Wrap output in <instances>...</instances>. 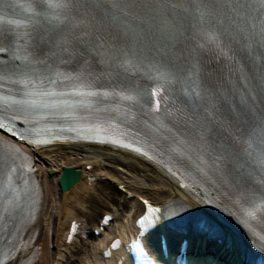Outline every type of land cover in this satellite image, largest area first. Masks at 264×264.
<instances>
[{
    "label": "bare ground",
    "instance_id": "bare-ground-1",
    "mask_svg": "<svg viewBox=\"0 0 264 264\" xmlns=\"http://www.w3.org/2000/svg\"><path fill=\"white\" fill-rule=\"evenodd\" d=\"M173 2L174 0H81L79 3H74L73 15L77 17L74 19L78 23L82 20L86 22L89 20L86 25L89 26L82 29L86 34L80 38L82 40L80 47L78 48L74 44L71 46V51L72 53L83 52V56L75 55L83 61L90 59V62L97 65H117L119 62L121 64L126 61L123 47L127 43L142 40V33L147 29L161 39L176 42L182 37L185 29L191 27V17L195 20L194 25L199 32L215 31L216 34L223 33L225 35V27L237 26V21L229 11L230 0H179L178 3ZM81 13L82 16H80ZM132 16L134 20L129 19ZM76 28L79 27L70 25L57 32L55 36L60 37L63 33L77 34L74 30ZM98 28L105 32L102 35L91 32L92 29ZM44 30L39 31L36 36L27 37L19 40L16 44L9 45L5 39H11L10 35L13 29L8 24H3L0 26L3 48L10 54L19 57L28 55L32 61L31 67L40 66L50 72L52 67L45 65L49 55L44 49ZM204 44L208 45L206 41ZM136 47L140 48V46ZM181 49L178 45L177 52ZM71 51L67 49L68 53ZM168 53L173 55L172 51H168ZM178 58L181 57L178 56ZM172 59L173 57H166L165 62L170 63ZM182 59L185 63L194 60L200 68L209 70L213 66L210 62L213 60L214 63V59L208 53L194 52L192 55L186 53ZM219 60L218 66L224 69L223 59L219 58ZM263 62L264 55L257 56L255 67L261 66ZM210 71L217 72L216 77L222 82L225 81L224 70L216 67ZM20 78L18 71L13 72L10 81L14 83V80ZM134 109L140 116L144 115V107ZM129 121L140 122L134 115L130 116ZM211 124L216 131L215 141H220L228 156H231L233 161H238L239 150L234 143L232 144V139L223 137L226 131L221 130L217 122L211 121ZM142 131L146 138H142L143 140H149V144L164 152L165 155L160 156V160L162 162L166 160L165 166L192 169L210 188L215 190L212 193L213 201L220 202V198L223 197L218 188V181L223 177V173L203 160L200 145L194 139L198 138L197 133L190 132L186 135L182 130L165 128L157 123L142 126L141 136L143 137ZM0 136L3 137H0L1 140L8 143L0 144V150H2L0 155L3 156V160H0L2 164L7 168L10 162L17 164L20 157H28L34 163L35 169L27 178L31 185L37 187L31 193V205L28 204L32 207L33 213L29 220L28 217L26 218L25 224L19 210L10 213L11 217L17 219L11 218L10 220L14 221L17 227L13 232L17 231L18 237L22 238V251L16 258L14 255L7 264H23L25 257L33 255L32 264H83L82 261H79V256L85 252L86 248H89L87 240H82L79 246L71 251V243H67V233L71 222L75 221L78 216L83 220L76 221H82V226L87 229L86 208L88 209L90 206L89 200L91 195L97 191L98 183L101 185L107 183V188L111 186L110 188L114 192L116 191L115 195L119 197V205L122 208L127 207L129 202L133 205V210L128 216L129 220L121 226L123 230L120 232V237L122 238L129 237L135 231L132 226L135 217L143 210L141 198L149 199L156 204L171 206L173 212L174 208L178 206L189 212H201L211 220L219 221L216 212L202 200L201 188H197L199 192L194 195L184 193L162 166L133 152L113 146L76 142H59L48 147H36L27 143L25 145L22 143L24 141L13 140L1 134ZM181 141H183L182 144ZM19 148L23 154L19 155ZM174 148H179L181 154L173 151ZM214 154L217 155L218 152H214ZM63 168H74L81 174L79 182L67 191H63L59 186ZM5 171V169L0 171V183L6 181L8 175L18 181L19 177L16 172ZM226 175V182L234 181L241 184V188L234 194L242 198L248 197L251 192L248 184H255L254 178L232 174L229 171L226 172ZM1 187L0 185V191ZM118 189H120L121 196ZM229 190L232 191L231 186H229ZM230 192L229 194H231ZM100 194L106 199L105 194L101 192ZM225 209L232 213V204H225ZM116 212L114 211V217L116 214L115 219L117 220ZM130 220L132 224L128 225ZM66 224V235L60 243L59 232ZM106 231L96 236L92 230L89 237H102ZM6 234L7 231H5ZM169 235L175 237L174 234L169 233ZM108 238L102 239L100 243L94 245L92 251L88 252V261L84 264H114V258L121 257V254H115L112 259L107 261L102 258L103 250L115 237ZM202 251V247L194 246V253Z\"/></svg>",
    "mask_w": 264,
    "mask_h": 264
},
{
    "label": "snow or ice",
    "instance_id": "snow-or-ice-1",
    "mask_svg": "<svg viewBox=\"0 0 264 264\" xmlns=\"http://www.w3.org/2000/svg\"><path fill=\"white\" fill-rule=\"evenodd\" d=\"M81 0H35L36 9L33 10L34 16H47L52 21H56L59 24H64L67 21L68 24L72 26V14L74 3H79ZM179 0H174L173 3H178ZM231 13L236 21H239L237 27L247 35H262L264 34V0H233L231 3ZM42 8H47L51 11L45 13L42 12ZM204 40L209 45L219 46L221 41V36L217 35L215 31L211 34L204 33ZM81 39L76 40V46L80 47ZM204 47V45H200ZM67 51V49H66ZM68 53V52H67ZM6 50L3 48L2 41H0V57L6 56ZM68 55L83 56V52L77 51L74 53H68ZM15 61L20 64L22 62L23 66L18 68V70H12L13 72H19L20 79L14 80V83L20 85L25 91L13 98L11 94L4 95L0 93V134L7 132L11 136L18 140H24L26 143L34 145L36 147L46 146L51 143L48 139L39 138L45 134H51L50 130L38 127L39 125L47 122L52 114L48 110L54 109H73L77 106H90L91 100L88 98H109L113 93L108 91L99 90H85L91 89L93 86L85 82V77L83 72L80 73H56L55 75H44L43 78L35 76L32 72L27 71L31 67L32 61L29 59L28 55L23 57H16ZM70 61H63L64 64H68ZM11 63V61H10ZM3 63L0 62V72L3 71ZM157 71L161 76L170 75V72L164 66L157 68ZM61 79L63 83L58 84L57 80ZM44 81H47L45 83ZM63 85H68L67 87ZM120 95V93H115ZM57 97H67L66 99H52L50 102H45V98H57ZM70 97H76V100L70 99ZM84 98V99H79ZM125 100H133L134 97L130 95H125L122 97ZM158 108V106H157ZM99 111V109H97ZM69 110H64L60 113H64L65 116L68 115ZM27 123L31 125V133H33L37 138L27 139L23 134L17 135V132L13 129L17 122ZM11 123L12 127L8 126ZM71 131H77L76 128L70 129ZM89 132L99 133L101 128L99 126H94L88 129ZM95 139V137H89ZM99 143H119L117 140H106L105 138H100ZM181 144L183 141L180 142ZM125 148L132 149V144H123ZM2 151V150H0ZM134 151L137 153L141 152L140 147H135ZM173 151L180 153L179 148H174ZM0 160H3V156L0 155ZM147 203V201H145ZM149 211H155V209H149ZM253 214V213H250ZM10 210L5 215L4 209L0 210V254H4L5 249L8 252L16 251L21 252V239L18 237V233L13 232L15 227V222L9 220ZM7 227V234L5 235V225ZM76 229V225H73V230ZM117 245L113 244L112 247L115 248ZM136 250L141 258L144 257L143 250L140 246L136 245ZM14 259V258H13ZM149 264H152L149 261Z\"/></svg>",
    "mask_w": 264,
    "mask_h": 264
},
{
    "label": "rangeland",
    "instance_id": "rangeland-1",
    "mask_svg": "<svg viewBox=\"0 0 264 264\" xmlns=\"http://www.w3.org/2000/svg\"><path fill=\"white\" fill-rule=\"evenodd\" d=\"M104 184L105 185L103 184L101 185L100 183L97 184L96 186L97 191L91 195V199L89 200L90 206L88 209L86 208V212L88 214L87 221H86L87 227L93 230L96 227L100 216L104 214L105 212L114 213V211L115 212L117 211L116 213L118 215L117 216L118 219L116 220V222L114 221L115 225L111 227V232H106L105 235L102 237L90 238L88 240L86 239L88 242L89 248H86L85 252L80 254L79 256V261H82L81 263L83 264L88 261V255H89L88 252L92 251V248L94 247V245H96L97 243H100L102 239H109L108 237H111V236L113 237L114 235H120L119 233L121 231V226L123 225V223H126V221H128V216L130 212H132L133 210V205L131 202L128 203L127 207L122 208L119 205V197L115 195L116 191L114 192V190L110 188L111 186L107 188L108 187L107 183H104ZM100 192L105 194L106 199L100 196L101 195ZM119 195L121 196V193H119ZM75 220H83V218L78 216ZM66 230H67V224L60 229V232H59L60 243L63 241L66 235ZM86 233H87V229L86 230L82 229L80 231V236L77 237L70 246L71 251L72 250L74 251V249H76L79 246L82 240H85Z\"/></svg>",
    "mask_w": 264,
    "mask_h": 264
},
{
    "label": "water",
    "instance_id": "water-1",
    "mask_svg": "<svg viewBox=\"0 0 264 264\" xmlns=\"http://www.w3.org/2000/svg\"><path fill=\"white\" fill-rule=\"evenodd\" d=\"M81 174L74 168H63V172L59 179V186L63 191L69 190L77 182H79Z\"/></svg>",
    "mask_w": 264,
    "mask_h": 264
}]
</instances>
